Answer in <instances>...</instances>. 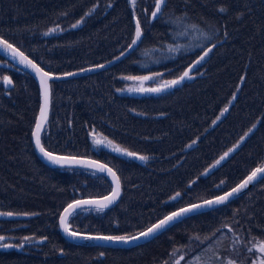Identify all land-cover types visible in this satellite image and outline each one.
<instances>
[{"label": "trees", "instance_id": "trees-1", "mask_svg": "<svg viewBox=\"0 0 264 264\" xmlns=\"http://www.w3.org/2000/svg\"><path fill=\"white\" fill-rule=\"evenodd\" d=\"M154 10L155 0H0V36L55 74L114 58L132 40L133 17L140 21L142 39L126 58L51 84L43 147L98 159L116 171L122 186L113 207L70 217L73 231L134 235L178 207L226 191L262 163L264 0H166L156 18ZM208 49L194 76L169 90L117 92L123 76L162 72L176 80ZM0 62V212L15 215L0 217V235L15 243L44 239L26 248L6 243L11 247H0V264H160L158 258L173 247L223 230L245 243L264 241V178L227 205L187 217L131 248L65 240L58 229L62 209L75 199L106 194L109 180L92 170L50 168L38 159L31 141L37 83L1 55ZM91 133L148 159L140 165L95 150ZM246 134L224 163L202 174Z\"/></svg>", "mask_w": 264, "mask_h": 264}, {"label": "snow or ice", "instance_id": "snow-or-ice-1", "mask_svg": "<svg viewBox=\"0 0 264 264\" xmlns=\"http://www.w3.org/2000/svg\"><path fill=\"white\" fill-rule=\"evenodd\" d=\"M131 3L134 5L135 0H131ZM166 3V0H155V10L152 12V17L156 18L158 14L161 13L162 5ZM219 11L224 12L226 9L220 8ZM86 13L85 15H87ZM83 18H81L82 20ZM81 23V21H77V25ZM77 25H73V27H76ZM50 31H56V29H50ZM142 34L140 21H136V31H135V38L132 40V43L128 46L131 48L133 45L137 43L138 40H140ZM0 45H2L6 50H11L13 57H16L17 55L20 57V63L26 64L28 67L32 68L36 75L40 78V90H41V96H42V104L40 106V115L39 118L36 121L35 131L33 132V136L35 138V142L37 147L39 148L40 152L43 153L44 157L47 158L52 164L60 165L61 167L64 166H73V165H85L90 168H96L100 172H105L112 176L113 182H114V188L112 189V193L109 196L103 197L101 200H76L73 203H70L67 205V207L64 209V214L60 217V224L61 227H63L64 231L68 233V235L76 237L80 236V233L77 231L70 230V226L68 224L69 217H75L79 215V210L83 208L84 205H93L95 206L97 211H103V209L107 208L110 204H112L120 195V179L116 175V173L111 169L108 168L106 164H100L97 161H90V160H83L78 159L75 156H60L55 155L50 151H47L43 145L41 144V131L44 127V124L47 122V112L48 108L51 102V88L49 81L54 79V77L48 73L45 72L42 68L39 67V65L35 64L33 61L29 60L22 52L19 51V49L14 48L11 44H9L6 40H0ZM214 47V46H213ZM212 49H208L204 53V56H201L198 61L195 63L199 64L201 61L205 59V57L208 55L209 52H211ZM124 53L122 52L121 55ZM98 67H103V65H99ZM65 76H71L74 75V73H65ZM160 75V74H155ZM189 77V72L185 71L178 79L172 80L170 82H167L164 87H170L172 85L179 84L181 81H183L185 78ZM8 84H11V80L8 77L3 78ZM128 79H139V80H151L152 77L150 76H143V77H128ZM138 91H148V92H160L162 91L161 88H148V89H138ZM227 109H225L226 111ZM219 119V117H217ZM251 131V129L249 130ZM247 135V134H246ZM104 139H93L94 145H101L105 143ZM243 139V137L241 138ZM112 142L108 141V145L111 146ZM113 151L116 152H122L128 156L137 157L140 160L146 161L148 159L147 156L140 155L138 156L136 153L128 152L126 149H121L119 146H114ZM232 149L229 150L231 152ZM226 156H228V153H225L224 156L221 157V159H224ZM219 163V161H217ZM258 174L260 178H264V166L257 168L255 171L251 173V175L243 181L240 185H238L236 188L232 190L230 193H226L224 196L216 197L214 200H208L205 201L203 205L201 204H193L190 205L187 208H182L178 212H173L170 215H167L164 217V219L160 220L159 223L153 224L151 227H149L146 231L138 233L136 236L126 235V236H82L83 239L88 240H103V241H113V242H122V243H129L134 242L136 240H139L140 238H146L154 233L158 232L160 229L164 228L167 224H169L171 221L177 220L181 216L185 215L186 213L192 212L194 210H197L205 205L211 206L213 204H222L225 201H227L231 196L235 195L236 193L240 192L242 188L247 187V185L254 180L257 179ZM179 195V193H177ZM84 211H87V208H83ZM0 215H12V213H0ZM4 237H0V240H3ZM30 237H25V240H30ZM0 247H11V245H4L0 244ZM253 249H256L260 254L261 258L258 261V264H264V241L259 242L258 244H253L251 248L248 249V251L251 253L253 252ZM103 255V254H101ZM227 264H233L231 260L227 261ZM254 264H257V262H254Z\"/></svg>", "mask_w": 264, "mask_h": 264}, {"label": "water", "instance_id": "water-1", "mask_svg": "<svg viewBox=\"0 0 264 264\" xmlns=\"http://www.w3.org/2000/svg\"><path fill=\"white\" fill-rule=\"evenodd\" d=\"M131 2V0H130ZM138 20V18L136 16L133 17V24H134V34H133V37H132V40L135 38V31H136V21ZM142 30V29H141ZM142 39V34H141V38L140 40L137 41V43L135 45H133L131 48L127 47L126 49H124L122 52L124 53L123 55L118 54L117 56H115L114 58L106 61V62H103V63H100V64H97V65H94V66H90V67H86V68H83V69H80V70H74V71H71V72H66V73H74V75H71V76H65L64 74L65 73H62V74H55V73H51L49 71H46L45 69H43L40 65L39 67L42 68L45 72H48L50 73L54 79L50 80L49 81V84H50V88H51V84L52 82H56V81H61V80H66V79H70V78H74V77H78V76H82V75H86V74H90V73H95V72H98V71H101V70H104V69H107L109 67H111L112 65L118 63L119 61H121L122 59L126 58L131 52H133V50L138 46V44L140 43ZM0 40H5L4 38H2L0 36ZM132 40L130 42V44L132 43ZM7 41V40H6ZM9 44H11L9 41H7ZM129 44V45H130ZM14 48L16 49H19L17 48L16 46H14L13 44H11ZM128 45V46H129ZM20 52H22L20 49H19ZM24 54V56H26L29 60L33 61L35 64H37L33 59H31L29 56H27L24 52H22ZM0 55L3 56L4 58L8 59L9 61H11L16 67H18L19 69L27 72L29 75H31L34 80L36 81L37 83V87H38V92H39V108H38V112H37V115H36V119H35V122H34V125H33V128H32V132H31V141H32V145H33V148H34V151H35V154L36 156L38 157V159L43 163L45 164L46 166L50 167V168H59V169H71V168H74V169H84V170H92L96 173H99L103 176H105L112 188H111V191L108 192L107 194H104L102 196H96V197H83V198H78V199H75L73 201H71L70 203H73L74 201L76 200H101L103 199V197L105 196H109L111 193H112V189L114 188V182H113V178L111 175H109L107 173V171L105 172H100L98 171L96 168H90L88 166H85V165H73L71 167L69 166H64V167H61L60 165H55V164H52L49 160H47L46 157H44L43 153L40 152L39 148L37 147L36 145V142H35V138L33 136V132L35 131V126H36V121L37 119L39 118V115H40V106L42 104V96H41V90H40V78L36 75L35 71L28 67L26 64H22L20 63V57L17 55L16 57H13V54L11 52V50H6L2 45H0ZM38 65V64H37ZM99 65H103V67H98ZM180 84V83H179ZM179 84H176V85H172L170 87H164V86H159V87H155V88H161L162 91H166V90H169ZM160 91V92H162ZM160 92H148V91H138V90H134L132 91L133 94H136V95H140V94H150V93H160ZM50 108H51V102H50V105H49V108H48V112H47V122H48V119H49V115H50ZM227 111V110H226ZM225 110L223 111V114H225L226 112ZM47 122L44 124V127L41 131V137H42V133L44 132L46 126H47ZM254 128H251V131H248L247 134H250V132L253 131ZM247 138V135L243 136V139H240L237 143H235L233 146H231L230 148H228L225 152H223L221 155H219L209 166L206 170L203 171V175H208L210 172L214 171L216 168H218L222 163H224L239 147L240 145L245 141V139ZM41 144H42V141H41ZM123 149V148H121ZM232 149L231 152H229V150ZM47 150V149H46ZM110 152L112 153H115L117 155H121V156H124L126 158H129L131 160H134L138 163H142V160L138 159L137 157H133V156H128L122 152H116V151H112L110 149H108ZM49 151V150H47ZM128 151V150H127ZM51 152V151H50ZM130 152V151H128ZM53 154L55 155H60V156H74V155H63V154H57V153H54L52 152ZM134 153V152H133ZM225 153H228V156H226L224 159H221L222 156H224ZM138 155V154H137ZM140 156V155H138ZM77 157L78 159H83V160H90V161H97L99 162L100 164H106L98 159H95V158H92V157H85V156H75ZM217 161H219V163H217ZM108 168H111L115 173L116 171L110 167L108 164H106ZM264 166V161L262 163L261 166H258L256 167L253 171H255L257 168L259 167H262ZM252 171V172H253ZM248 173L246 176H244V178H242L238 183H236L234 186H232L231 188L227 189L226 191H223L221 192L220 194L218 195H215V196H212L210 198H207V199H203V200H199L197 202H193V203H190V204H187V205H184V206H181V207H178L174 210H172L171 212H169L168 214L164 215L163 217H161L160 219H158L156 222L152 223L150 226H148L147 228H145L144 230L140 231V232H143V231H146L149 227H151L153 224H157L159 223L160 220L164 219L165 216L167 215H170L171 213L173 212H178L180 209L182 208H187L189 207L190 205H193V204H201L203 205L205 201H208V200H214L216 197H220V196H224L226 193H230L232 192V190L234 188H236L238 185H240L243 181H245L250 175L251 173ZM117 175V173H116ZM118 176V175H117ZM119 177V176H118ZM263 178H260L259 174H258V177L256 180H254L253 182L249 183L247 185V187L245 188H242L240 192L236 193L235 195L231 196L227 201H225L224 203L222 204H213L211 206H203L197 210H194L192 212H189V213H186L185 215L181 216L180 218H178L177 220H174V221H171L169 224H167L164 228L160 229L158 232L154 233L153 235L149 236V237H146V238H140L139 240H136L134 242H129V243H122V242H113V241H103V240H88V239H83L81 238L82 236H98L97 234H84V233H80V236H76V237H73V236H70L68 235V233H66L63 229V227H61V224H60V217L61 215L64 214V209L67 207L68 203L61 211L60 215H59V218H58V229H59V232L60 234L62 235V237L67 240L68 242H71V243H74V244H79V245H85V246H93V245H99V246H106V247H115V248H131V247H134V246H137V245H140V244H143V243H146V242H149L150 240H152L153 238H155L156 236H158L159 234H161L162 232H164L165 230H167L168 228H170L171 226H173L174 224L184 220L185 218L187 217H190L192 215H196V214H199V213H202V212H205V211H209V210H213V209H216V208H219L221 206H224L226 204H228L229 202L235 200L236 198H238L239 196H241L242 194H244L245 192H247L249 189H251L254 185H256L257 183H259ZM120 195L119 197L112 203L110 204L107 208L105 209H108V208H111L113 207L119 200V198L121 197V194H122V186H121V182H120ZM83 208H95V206L93 205H84ZM82 208V209H83ZM103 209V210H105ZM71 230V229H70ZM73 231V230H72ZM138 232V233H140ZM138 233L134 234V235H131V236H136ZM103 236H106V235H103Z\"/></svg>", "mask_w": 264, "mask_h": 264}, {"label": "rangeland", "instance_id": "rangeland-1", "mask_svg": "<svg viewBox=\"0 0 264 264\" xmlns=\"http://www.w3.org/2000/svg\"><path fill=\"white\" fill-rule=\"evenodd\" d=\"M83 20L84 19L79 20L81 21V23H79L78 25L76 23L74 25H77L76 27L80 26ZM56 31H49V33H54ZM202 62L203 61H201L199 64H201ZM0 64H2V62H0ZM199 64L195 63V65L188 70L189 72L188 79L194 76L192 72L198 67ZM11 68H13V65H11ZM157 73L160 75H155ZM143 76H150L152 77V79L151 80L128 79V77H143ZM6 77L10 79L9 76H6ZM121 79L123 80V85L121 89L117 90V92L123 95L128 94L134 90L141 89V88L148 89V88L164 86L167 82L174 80V79H168L164 77L162 72H155V73L142 74V75H136V76H123L121 77ZM94 134H95V138L97 139H104L107 137H105L104 135L100 133H91V136H90L91 145L92 147L95 148V150L103 148V149H106L107 151H109L108 149L113 151L114 146H119L115 142L109 140L108 138L105 140L104 144L94 145L93 144ZM108 141L112 142L111 146L108 145ZM119 147L122 148L121 146ZM146 161L142 160V163H138V164L143 165L144 162ZM263 161H264V156H263L262 163ZM262 163L258 166H261ZM254 169H252L250 172H252ZM109 186L110 188L108 192H110L112 188L111 184H109ZM262 190H263V197H264V188ZM79 211L86 212L83 209H80ZM0 213H8V212H0ZM10 216L14 217L15 215L12 213V215ZM10 216L0 215V217H10ZM0 237H4L3 240H0V244L5 245L6 243H10L11 241V244H17L18 246L24 247V248L29 247L32 244H35V243L38 244L44 241V239L31 238L30 240H25V238H22L18 240V242L15 243V240L12 237L11 239L4 235H0ZM259 242H261L260 239H251L248 243H245L243 242L241 238L236 236L232 230H223L220 233L210 235L204 239L193 237L191 238V242L189 243V245L175 246L167 253V256H165L164 259H161L160 257L158 259H159L160 264H227V261L229 260H231L233 264H254V262H257L258 264V261L261 258V254L256 249H253V252L250 253L248 249L251 248L253 244H258ZM161 250H164V249H161Z\"/></svg>", "mask_w": 264, "mask_h": 264}]
</instances>
